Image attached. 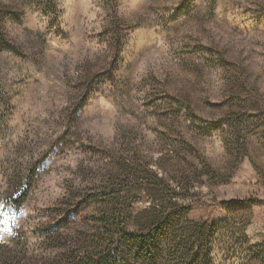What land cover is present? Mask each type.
<instances>
[{
	"label": "rangeland",
	"instance_id": "1",
	"mask_svg": "<svg viewBox=\"0 0 264 264\" xmlns=\"http://www.w3.org/2000/svg\"><path fill=\"white\" fill-rule=\"evenodd\" d=\"M166 226L146 264H264V0H0V264Z\"/></svg>",
	"mask_w": 264,
	"mask_h": 264
},
{
	"label": "trees",
	"instance_id": "2",
	"mask_svg": "<svg viewBox=\"0 0 264 264\" xmlns=\"http://www.w3.org/2000/svg\"><path fill=\"white\" fill-rule=\"evenodd\" d=\"M244 201H247L244 199ZM171 233V228L168 226L162 228L159 227L153 232H148L146 234L140 233H131V232H120L111 238V246L109 248L98 247L96 251L90 254V257L87 260L72 257L70 261L71 264H117L118 256L117 251L121 247V244L124 243V239L133 242L135 246L132 249V255L136 259H141L143 264H146L147 261H151L156 258L158 254V246L162 241H166L169 238Z\"/></svg>",
	"mask_w": 264,
	"mask_h": 264
}]
</instances>
